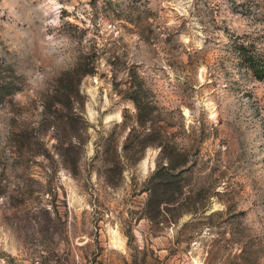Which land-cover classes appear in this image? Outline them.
Returning <instances> with one entry per match:
<instances>
[{"label":"rangeland","instance_id":"obj_1","mask_svg":"<svg viewBox=\"0 0 264 264\" xmlns=\"http://www.w3.org/2000/svg\"><path fill=\"white\" fill-rule=\"evenodd\" d=\"M246 40L264 0H0V264H264Z\"/></svg>","mask_w":264,"mask_h":264},{"label":"trees","instance_id":"obj_2","mask_svg":"<svg viewBox=\"0 0 264 264\" xmlns=\"http://www.w3.org/2000/svg\"><path fill=\"white\" fill-rule=\"evenodd\" d=\"M253 42L246 40V42H241L240 46L243 49V54L246 55V60L248 63V66L250 67V69H252L254 71V74L260 78V79H264V52L262 51H256L255 48H253L252 45ZM138 105V109L140 110V118L138 119V123L140 125H144V121L146 120V114H147V110L145 107L141 106V102H137ZM146 127H144V129L141 131L140 134L135 135V139L132 138V135H134L132 133L133 128H131V131L128 135V143L126 141V143L123 146V151L125 152L126 150L130 151V154H124V152H121L122 156H125L126 158H132V156L137 159L138 157H140V154L142 153V150L144 149L145 146L148 145V137L147 135L150 134V132H146ZM141 136V137H140ZM138 138V143H135V140H137ZM132 139V140H131ZM160 144L162 145V151L164 152V149L166 148V146L168 145L167 143L164 142V140H160ZM176 147V146H174ZM119 163V160H118ZM167 182V180H161L160 181V187H163V185ZM159 187V188H160ZM147 209H149V204L147 206ZM148 211V210H147ZM146 211V212H147ZM158 212H160V209L158 210ZM148 217L151 218V216H149V214H147Z\"/></svg>","mask_w":264,"mask_h":264}]
</instances>
